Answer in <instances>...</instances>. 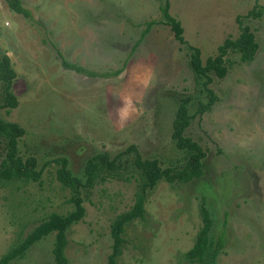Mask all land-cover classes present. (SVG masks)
Returning <instances> with one entry per match:
<instances>
[{
    "label": "rangeland",
    "instance_id": "1",
    "mask_svg": "<svg viewBox=\"0 0 264 264\" xmlns=\"http://www.w3.org/2000/svg\"><path fill=\"white\" fill-rule=\"evenodd\" d=\"M164 0H21L30 17L0 0V51L9 56L17 104L0 118L17 122L24 133L19 154H32L37 167L63 155L72 173L82 175L85 159L98 151L113 155L135 143L143 157L161 166L183 161L170 138L179 93H190L185 133L205 151L203 172L186 182L158 180L147 193L144 213L124 226L116 264H196L188 249L201 219V195L211 204L223 245L215 264H264V14L241 17L258 43L245 62L228 51L222 77L208 86L216 94L208 110L193 114L205 99L185 62L184 50L169 25L156 22L128 54L141 27L160 17ZM264 0H168V12L182 26L183 38L203 61L226 36L238 32L237 15ZM82 66L61 64V56ZM126 57V58H125ZM117 74H101L119 67ZM147 76L149 85L139 82ZM1 93V82H0ZM133 97L139 115L120 124V97ZM1 147V144H0ZM55 163L42 168L40 181L0 186V254L19 241L50 211L72 205L69 192L54 177ZM135 180L109 178L84 198L83 216L65 231L67 264H106L112 250L110 222L133 202ZM54 230L34 241L10 264H55Z\"/></svg>",
    "mask_w": 264,
    "mask_h": 264
},
{
    "label": "trees",
    "instance_id": "2",
    "mask_svg": "<svg viewBox=\"0 0 264 264\" xmlns=\"http://www.w3.org/2000/svg\"><path fill=\"white\" fill-rule=\"evenodd\" d=\"M8 8L20 13L24 17H30L28 9L21 0H4ZM160 17L151 18L144 22L137 38L131 44L126 57L135 48L137 43L147 33L153 23L161 22L169 25L173 37L181 44L184 50L185 62L189 68L194 82L199 84L205 99H197L193 114H201L208 110L216 99V94L208 83L213 76L222 77L228 66L226 58L228 51L238 54L240 60L248 62L254 58L258 43L253 31L247 23H243L241 17H258L264 14V4L254 2L247 11L237 15L236 22L238 32L235 36H226L216 46L214 54L207 56L203 61L199 55L197 46L183 38L182 26L177 18L168 12V0L159 5ZM61 56V64L76 71L85 70L82 66L68 62ZM125 57V58H126ZM121 65L101 74H117L124 67ZM15 76V70L11 66L9 56L0 51V107L6 111L17 104V99L11 91V82ZM190 93H179L176 97V106L171 118L170 138L174 146L183 152V161L177 164L161 166L155 157H143L135 143H129L113 155L106 151H98L89 155L82 165V175L72 173L67 165V159L58 155L43 161L37 167L36 158L32 154L22 156L18 152L17 140L24 133V128L15 121L0 118V186L11 182L40 181L42 168L55 163L54 177L61 186L67 188L69 194L66 198L72 207L64 213L50 211L39 220L19 241L11 244L0 254V264H10L12 259L23 256L25 250L36 240L54 230V239L51 247L55 264H67L63 254L66 243L65 231L68 226L79 220L84 214L82 201L87 198L90 189L99 182L109 178L135 180L133 202L130 207L114 215L110 222V234L113 242L112 250L107 255L106 264H116L115 256L120 252V232L124 226L135 218L141 219L144 213V202L147 193L154 187L158 180L168 182H186L198 177L203 172V158L205 151L201 145L185 133L189 124L191 113H188V103L191 101ZM201 223L196 230L191 246L182 253V257L196 264H215V256L223 245L222 236L219 233L216 238L212 233L215 228L214 212L211 204L201 195L198 204Z\"/></svg>",
    "mask_w": 264,
    "mask_h": 264
},
{
    "label": "clouds",
    "instance_id": "3",
    "mask_svg": "<svg viewBox=\"0 0 264 264\" xmlns=\"http://www.w3.org/2000/svg\"><path fill=\"white\" fill-rule=\"evenodd\" d=\"M139 82L142 83L145 87L149 85V78L147 76L140 78ZM121 103L116 110V115L118 122L123 124L128 121L133 115H139V109L134 102V99L131 95L126 94L119 98Z\"/></svg>",
    "mask_w": 264,
    "mask_h": 264
}]
</instances>
